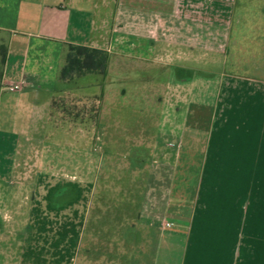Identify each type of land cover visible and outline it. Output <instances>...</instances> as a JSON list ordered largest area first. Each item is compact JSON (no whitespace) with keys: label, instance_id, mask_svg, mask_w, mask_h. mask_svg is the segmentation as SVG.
<instances>
[{"label":"crops","instance_id":"obj_1","mask_svg":"<svg viewBox=\"0 0 264 264\" xmlns=\"http://www.w3.org/2000/svg\"><path fill=\"white\" fill-rule=\"evenodd\" d=\"M67 44L106 51V74L61 80ZM0 52V134L18 136V183L34 182L43 166L45 156L27 152L55 109L58 81L64 99L81 103L99 96L81 88L101 78L103 93L122 70L139 81L122 95L157 87L154 112L168 124L144 179L140 211L155 239L138 227L140 255L153 246L151 264H264V0H0ZM199 61L217 63L206 79L195 75ZM136 65L159 72L126 74ZM98 128L80 123L85 133ZM18 259V243L1 239L0 264Z\"/></svg>","mask_w":264,"mask_h":264},{"label":"rangeland","instance_id":"obj_2","mask_svg":"<svg viewBox=\"0 0 264 264\" xmlns=\"http://www.w3.org/2000/svg\"><path fill=\"white\" fill-rule=\"evenodd\" d=\"M208 64L194 63L197 78L206 79L214 73L217 63L213 67ZM128 67L124 73L131 77L134 73L136 79L159 72L153 65ZM123 75L122 70L116 73L117 81L103 93L101 78L97 79L98 85L81 88L99 95L92 100L84 96L81 103L64 99L61 88L65 85L58 81L52 115L40 132L30 135L35 140L31 148L41 147V151L29 150V158L37 153L40 158L45 156L40 172L33 174L34 182L18 183L17 177L10 174L15 164L18 170L25 168L16 151L18 136L0 134V174L4 175L0 181V240L18 243L19 264H134L135 256L151 264L154 247L148 246L147 252L140 255L134 245L144 241L140 225L148 233L145 239H155V231L141 216L142 191L148 163L155 156L157 132L168 124L165 115L154 112L158 88L126 92L131 83L139 81L123 80ZM122 88L126 89L125 96ZM185 120V114L178 118L179 122ZM94 122L99 127L97 132L80 129V123L89 126ZM184 159L182 153L181 162ZM185 171L180 165L177 175L181 177ZM181 186L186 197V183ZM33 207L37 217L31 215ZM180 210L185 213V208ZM43 222L44 231H39ZM177 225L173 230L179 229ZM63 227H75L78 232L74 248L69 245V237L58 249L52 246ZM132 231H138L139 236L130 242ZM179 232L184 233L181 229ZM7 249L17 250L14 246L3 248Z\"/></svg>","mask_w":264,"mask_h":264},{"label":"trees","instance_id":"obj_3","mask_svg":"<svg viewBox=\"0 0 264 264\" xmlns=\"http://www.w3.org/2000/svg\"><path fill=\"white\" fill-rule=\"evenodd\" d=\"M108 61L109 54L104 50L79 44H67L64 61L59 70V78L61 80H71L75 77L87 74L105 75L107 72ZM47 208H51L49 200ZM34 212L35 208L33 207L31 209L32 217L36 216ZM44 225L43 222V225L39 227V231H44ZM70 232H72L71 235L69 234ZM68 237L71 242L69 244L70 247L74 248L78 237V232L75 230V227H72L70 230L65 227H63V230H58L57 240L52 246L58 249L62 241Z\"/></svg>","mask_w":264,"mask_h":264},{"label":"built area","instance_id":"obj_4","mask_svg":"<svg viewBox=\"0 0 264 264\" xmlns=\"http://www.w3.org/2000/svg\"><path fill=\"white\" fill-rule=\"evenodd\" d=\"M16 88H18V86H13V87H10L9 89H10V90H14V89H16Z\"/></svg>","mask_w":264,"mask_h":264}]
</instances>
